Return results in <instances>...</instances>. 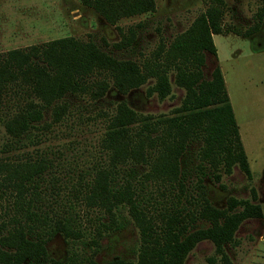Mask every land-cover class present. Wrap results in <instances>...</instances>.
<instances>
[{"label":"trees","instance_id":"16d2710c","mask_svg":"<svg viewBox=\"0 0 264 264\" xmlns=\"http://www.w3.org/2000/svg\"><path fill=\"white\" fill-rule=\"evenodd\" d=\"M80 2L112 26L155 11L154 0ZM258 2L255 23L246 36L255 34L264 19V0ZM222 5L216 0L187 31L142 64L116 57L104 40L99 45L74 37L0 53V109L7 101L14 105L13 112L1 119L10 145H24L31 134L38 141L42 131L61 123L69 113L71 96L99 101L110 88L124 96L153 79L146 94L163 100L171 93L170 71L175 85L184 90L170 117L141 115L118 103L99 143L106 161L79 174L66 199L42 188L46 177L54 181L46 153L0 158V264H82L73 256L52 260L46 248L56 235L68 241L85 237L79 206L103 214L95 233L92 230L94 246L105 233L122 226L118 219L122 211L138 230L136 259L115 257L106 264H184L202 241H210L224 258V245L233 241L239 225L261 218L257 204L229 198L219 209L204 191V177L219 182L234 166L251 176L212 39L223 33ZM118 31L120 41L112 48L127 50L135 42V30ZM207 54L216 59L210 79L204 78L202 69ZM195 143L200 145L194 154L198 175L195 182H186L190 173L183 170L181 157ZM137 167L144 172L138 173ZM201 222L206 226H197ZM96 252L84 264H97Z\"/></svg>","mask_w":264,"mask_h":264},{"label":"rangeland","instance_id":"374dc122","mask_svg":"<svg viewBox=\"0 0 264 264\" xmlns=\"http://www.w3.org/2000/svg\"><path fill=\"white\" fill-rule=\"evenodd\" d=\"M155 11L122 19L116 26L104 20L80 0H0V53L13 49L28 48L66 37L86 41L93 39L102 45V40L116 57L130 58L140 64L153 57L159 48L166 49L172 40L187 31L206 10L215 6L216 0H154ZM223 33L214 37L217 49V63L221 70L226 92L238 126L239 136L249 165L250 178L234 166L229 175L222 174L219 182L204 177L205 196L219 209L227 206V200L234 198L259 205L261 218L244 220L234 234L233 241L224 245V258L217 254L210 241H202L188 254L184 264H264V19L259 30L246 36L255 23L260 6L258 0H221ZM138 24H142L138 27ZM118 28L127 32L133 28L135 42L127 50H115L112 44L120 41ZM163 60V59H162ZM161 60V61H162ZM216 64L213 56L206 55L203 75L210 79ZM168 79L171 93L160 100L155 94L148 97L146 90L153 85L150 79L145 85L120 95L110 88L99 101L85 96L69 97V113L64 120L42 131L36 141L31 134L25 144H9L1 119L13 112L12 102H6L0 109V158L21 159L22 155L35 156L46 153L53 163L52 175L45 190H53L66 199L71 184L79 174L89 172L96 165L106 161V155L99 143L108 118L118 103L126 105L141 115L153 117L173 115L184 97V90L174 83L170 71ZM15 104V103H14ZM47 122L50 113L45 116ZM197 143L188 147L181 157L183 170L190 176L186 182H195L198 161L194 158ZM39 151V152H37ZM138 173L144 172L137 167ZM255 194V201L253 194ZM48 200L49 197H47ZM80 222L85 228V237L80 241H68L54 236L46 245L48 257L66 261L74 257L78 263H85L93 251L97 264H106L113 258L126 261L136 259L139 244L138 230L126 211L118 218L122 226L105 233L98 246L91 243L92 230L103 216L99 211L76 209ZM107 218L105 222H107ZM197 226H206L201 222ZM75 255V256H74Z\"/></svg>","mask_w":264,"mask_h":264},{"label":"crops","instance_id":"0c3cea01","mask_svg":"<svg viewBox=\"0 0 264 264\" xmlns=\"http://www.w3.org/2000/svg\"><path fill=\"white\" fill-rule=\"evenodd\" d=\"M215 36H218V35H213V36H212L213 43H214V37H215ZM214 46H215V45H214ZM215 48H216V47H215ZM216 52H217V49H216Z\"/></svg>","mask_w":264,"mask_h":264}]
</instances>
